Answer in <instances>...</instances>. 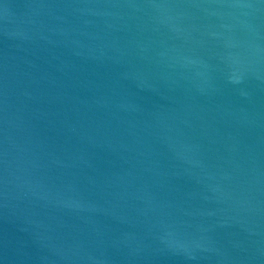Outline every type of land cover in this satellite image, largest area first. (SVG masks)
I'll return each instance as SVG.
<instances>
[{"label":"water","instance_id":"95a60500","mask_svg":"<svg viewBox=\"0 0 264 264\" xmlns=\"http://www.w3.org/2000/svg\"><path fill=\"white\" fill-rule=\"evenodd\" d=\"M0 264H264V0H0Z\"/></svg>","mask_w":264,"mask_h":264}]
</instances>
